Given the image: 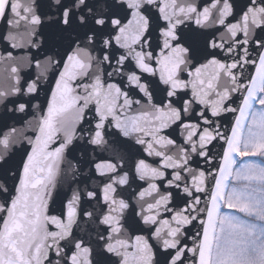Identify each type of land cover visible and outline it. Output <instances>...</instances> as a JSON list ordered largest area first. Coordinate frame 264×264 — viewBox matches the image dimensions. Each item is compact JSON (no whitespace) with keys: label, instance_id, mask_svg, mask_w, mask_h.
Masks as SVG:
<instances>
[{"label":"snow or ice","instance_id":"obj_1","mask_svg":"<svg viewBox=\"0 0 264 264\" xmlns=\"http://www.w3.org/2000/svg\"><path fill=\"white\" fill-rule=\"evenodd\" d=\"M178 4L177 0H148L145 3H141L140 0H110V2L105 0L100 5L93 3L92 0H28L27 3H21V0H0V21H4L7 25L5 40L9 42V47L16 48L17 45L11 43L15 41L16 36L8 29L13 28L14 22L15 27L18 28L23 21L32 28L28 33L31 37L29 46L38 53L42 52L48 64L55 66L52 74L53 86L49 89L48 101L40 109V126L33 137H25L27 147L24 148L19 163L14 168L0 172V225L5 223L9 209L13 207L17 198L24 196L30 174L36 175L43 171L40 167L38 142L41 132L44 131L45 118L50 113H54L57 105L65 100V97L58 92L62 78L67 76L69 92L80 96L81 89L91 90L88 76L94 66L93 62L98 60L104 75L101 83L105 87L116 84L124 94L109 115L100 114L98 105L104 101L97 99L91 105L85 106L84 98L81 97L76 100L74 107L80 108L84 114L80 116L68 109V114L57 121L59 127L56 136L61 135L62 130L72 129L75 124V130L87 137L83 143L93 150L92 157L100 149H104L103 152L111 151L110 159L93 160L91 165L92 171L98 177L111 178L107 181L101 179L99 188H88L84 195L74 191L70 197H66L61 202L60 210L57 212L53 205L58 195L57 176L60 164L72 144L78 141L74 139L65 147L59 139H51L47 148L57 153L54 158L55 166L50 164L48 176L44 180H38V183H44L45 187L51 185L54 196L49 199L47 214L56 216L61 221L65 226L66 234L58 240L56 248L50 251L45 264H186L190 259L192 264H196L195 256L190 257L191 245L188 242L193 235L191 226L197 222L196 219L191 221V225H185L181 229L184 238L178 243L170 245L167 239L158 240V237L167 231L166 228L163 231L161 229L163 222L170 221L174 224V217L178 212L185 215L188 213L191 207V193L184 191L183 182L173 181L176 174L172 168L165 169L163 174L154 180L155 190L149 191L150 182L140 175L136 164L154 161L151 154L145 150L148 137L143 140L133 139V135L141 129L137 127L136 120L139 114H133L132 110L141 102L148 103L151 100L156 103L155 92L151 87L154 79L162 86L165 94V99L159 102L157 107L163 108L166 104L177 102L181 105L185 102L195 103L191 116L181 117L173 125L161 130L173 141V145L177 143L178 130L183 123L196 122L207 125L212 122L213 116H217L219 120V115L210 111L211 99L207 101L209 107H205L195 99L202 91L206 78L211 75L208 68L214 62L225 69L230 79L238 86L225 101V114L237 113L238 110L232 103L237 98L242 111L253 87L256 89L253 99L264 105V0H245L240 5L234 3V0H211L202 10L196 3L192 6V11L187 14L189 18L173 23L164 13H180L187 6L177 7ZM217 4H226L230 12L223 21H218L215 27L226 31L235 27L236 31L229 32L230 39L227 41L217 40L214 35L208 36L203 42V48L198 51L193 43L185 39L181 27L195 25L193 31L205 29L206 23L213 19L212 13L209 11L207 19L197 18V14L210 10ZM250 13H254V17H250ZM139 17H142L143 21ZM229 17L232 18V22H229ZM46 26L54 29L51 35H45ZM173 53L180 57V66L191 61L186 71L177 73L183 84L178 89L164 84L160 78V57H168ZM5 55L11 58L12 52H7ZM145 56L148 59H144ZM184 57H187V60ZM138 59L149 71H144L139 66ZM33 64L35 67L41 66L39 60H34ZM126 69L130 74L137 76V83H128L127 76L112 78L114 71L124 73ZM245 69L249 70L247 76L244 75ZM12 71L15 73L17 69L13 68ZM15 79L17 87L14 88L13 95L19 99L9 100L7 93L0 92V104L7 107L10 103L13 105V111L20 113L40 107L30 102L39 94L38 79L25 81L24 84H20L19 76ZM125 101H127L126 105ZM254 118L264 119V112L254 113ZM214 127L216 132L212 143L201 155L190 161L197 168L200 167V161L203 159L212 162L211 148H214L216 143H220L222 148L227 147L228 136L221 131V125L216 123ZM10 131L14 133L15 129ZM173 131L177 132V137L171 135ZM96 137L100 139L97 140ZM180 141L183 142L182 137ZM9 143L8 136L0 140V145H3L4 149L9 147ZM123 144L135 147L139 155H131L122 147ZM61 148L64 149L63 152L60 151ZM236 151L238 155L246 157L256 155L259 149L256 152H241L239 149ZM10 158L7 152L0 155V169L8 164ZM126 159L133 163L131 173L124 170ZM162 159V156H157L155 164L160 165ZM117 160L119 167L115 168V171L125 178L119 181L118 186L115 175L96 170L103 163H110L115 167ZM243 167L249 170L256 166L249 164ZM106 187H111V195L105 193ZM236 194L238 197L252 198L250 192ZM154 196L156 199L146 205L141 206L138 203ZM164 197H167L166 203H161ZM85 201H95L100 206V214L94 216L92 211L83 208ZM81 217L89 221L95 220L99 225H103L102 231L97 232L95 240L91 236L85 238L77 235L75 228ZM198 222L203 227L204 218L201 217ZM126 226L129 229L137 228L138 232L130 233L129 239L115 238ZM50 230L59 229L56 225H52ZM199 235V232L196 233V236ZM257 243L243 232L238 236L229 233L223 239L217 238L218 250L232 255L235 264H250L248 253L250 249H256ZM260 247L264 248V241L260 242Z\"/></svg>","mask_w":264,"mask_h":264},{"label":"water","instance_id":"obj_2","mask_svg":"<svg viewBox=\"0 0 264 264\" xmlns=\"http://www.w3.org/2000/svg\"><path fill=\"white\" fill-rule=\"evenodd\" d=\"M28 0H21V3H27ZM93 3L100 5L105 0H92ZM110 2V0H109ZM141 3L148 2V0H140ZM180 5H187L182 9L180 13L165 12L166 18L172 20L175 23L177 20H184L188 17V13L192 11V6L198 3L199 7L210 4L211 0H177ZM245 0H234L237 5L243 4ZM47 11V8H45ZM209 11L213 15V19L209 20L205 29H199L193 31L195 25L191 27H181V32L185 39L189 43H193L194 47L198 49L203 48V42L208 36L214 35L217 40H229V32L236 31V28H229L226 31L223 28H217L215 25L218 21H223L229 14L230 9L226 4H217L210 10H206L203 13H198L197 18L207 19ZM254 13H250V17H254ZM143 21L142 17H139ZM229 22H232V18L229 17ZM7 25L4 21H0V92L8 94L9 100H16L19 97L13 95V90L17 87L16 77L19 76L20 84H24L25 81L32 79H38L40 84V91L35 100H31L32 104H38L40 107L29 109L25 113L13 111V105L8 103L7 107L4 104H0V140L4 136L10 138L9 147L4 149L3 145H0V155L7 152L11 158L8 164L3 165L0 169L2 172L7 168H14L20 161L24 148L27 147L25 143V137H33L37 128L40 126V109L43 108L49 97V89L53 86L52 74L54 73V65L48 64L43 53H38L35 49L29 46L31 37L29 32L32 30L31 26L21 21L18 28L15 27L8 29L15 36L16 48L9 47V42L5 40ZM170 30V29H169ZM45 35H51L54 31L51 27H45ZM155 35V33H154ZM167 35V33H165ZM12 52L11 58L5 53ZM144 59H148L147 56ZM187 60V57H184ZM34 60H39L41 66L35 67ZM180 57L175 53L168 57L161 56V69L160 78L164 84L171 85L173 89H178L183 86L182 81L179 79L177 73H183L187 70L189 63L187 61L182 66L179 64ZM138 64L144 71H149L147 66L138 59ZM91 72L88 79L91 82L90 89H81L80 96H76L74 93L69 92L68 77L65 76L61 80V84L58 88V92L65 97L62 104L57 105L55 112L50 113L44 121V131L41 132L38 147L40 149L39 159L41 161L40 167L43 171L36 175L29 176L28 184L25 188V194L23 197H18L14 202L12 208L9 209V215L5 218V223L0 225V264H11L12 262L20 261L21 264H45L46 257L56 248L57 242L66 233L64 231V225L56 216H49L48 205L49 199L54 196L51 191V185L45 187L44 183H38V180H44L49 174V165H54V158L56 152L47 148V145L51 143L52 138L59 139L65 147H67L74 139L78 142L72 144L70 151L60 164L59 175L57 176V192L58 195L55 198V204L53 208L59 212L61 202L70 197L74 191L79 192L81 195L86 193V189H97L100 186L101 179L104 181L109 180L110 176L98 177L94 171H92L91 165L93 160H105L112 157L111 151L103 152L104 149L96 151L94 157L91 156L92 149L89 145L83 143L86 136L81 135L75 130L74 124L72 129L62 130L61 135L56 136V131L59 127L57 121H59L64 115L68 114V109L72 112L78 113L82 116L84 113L80 108L74 107L76 100L81 97L84 98V105L88 106L94 100L104 101L98 105L101 116L110 114L111 109L117 107V101L123 97V92L117 87L116 84H109L105 87L101 81L104 79L103 72L101 71L100 61H94ZM16 68L17 72L13 73L12 69ZM211 73L206 78L205 83L202 85V91L195 97L205 107H209L207 104L208 99L212 100L210 111L219 115L212 117V122L207 125H201L199 123H183L179 131V137L177 132H171L173 137H177V143L173 145V141L164 134L161 130L173 125L181 117H189L195 109L194 102H185L180 104H166L163 108L157 107L159 102L165 99V94L161 85L153 79L151 87L155 92L154 100L156 103L141 102L138 106H134L133 114L138 113L136 120L138 121L137 127L141 131L133 135V139L143 140L147 136V142L145 144V150L153 157V163L138 162L136 169L142 177H145L150 182L149 191L155 190L154 180L163 174V171L167 168H172L174 173L173 181L179 180L184 184V191L191 193L190 204L191 207L188 213L185 215L182 212H178L174 217L175 223L165 221L161 224L162 231L166 228L167 231L163 232V235L158 237V240L167 239L168 243L176 244L184 238V233L181 229L185 225H191V221L196 219L197 222L194 226H191L192 237L189 238L190 257L192 255L196 258V264H204L205 256V243L208 225L212 209L214 207V201L216 192L226 167V162L229 157L230 149L236 132L242 121L244 112L246 110L249 96L253 88L249 92L248 100L245 103L243 110H240L239 99L233 100L232 103L237 108V113L233 114L227 112L225 114V101L232 93L235 87L233 80L230 79L225 69H222L218 63H213L208 68ZM247 69L244 71V75L248 74ZM122 76L128 77V83H137L138 78L135 74H130L126 69L124 73L114 71L112 78L117 79ZM150 79V78H149ZM142 87V86H141ZM136 95L135 93L133 94ZM107 97V99H105ZM127 101H125V105ZM183 109V110H181ZM35 113V115H33ZM250 114V111H249ZM248 114V116H249ZM248 119V117H247ZM247 122V120H246ZM78 124L79 121L77 120ZM219 123L221 125V131L228 136L227 147L222 148L220 143H216L214 148H211L212 162L209 163L207 159L200 161V167L197 168L191 164L190 161L196 156L201 155L207 146L212 143L213 135L216 130L214 125ZM246 125V123H245ZM244 125V127H245ZM15 129V132H11L10 129ZM87 129V126H85ZM90 130V129H87ZM244 130V128H243ZM243 133V132H242ZM150 134V135H149ZM180 137L183 138V142L180 141ZM97 140L100 137H96ZM131 155H139L137 149L130 144H123ZM55 148V145H53ZM63 148L60 149L63 152ZM162 156V162L160 165L155 164V158ZM7 158V157H6ZM151 159V158H150ZM237 154L235 155V161ZM119 167V160L116 161L115 167L110 163H103L96 169L100 172L111 173L117 177V186L119 181L125 179L119 173L115 171V168ZM133 163L131 160H125V171L132 172ZM170 171V170H169ZM33 185H37L33 187ZM163 190V189H162ZM105 193L111 195V187L105 188ZM156 197L146 198L145 200L138 201L143 206L147 203L154 201ZM167 197H164L161 203H166ZM119 202H117L118 204ZM179 203V201H177ZM83 208L92 211L94 216L100 214V206L95 202H83ZM204 218V225L198 222L199 219ZM52 225H56L58 231H51ZM103 225H99L95 220L89 221L87 218L81 217L79 224L76 226L75 231L77 235H82L85 238L91 236L93 240L96 239L98 231H102ZM138 232L137 228L129 229L127 226L122 230L118 237L119 239H129L130 233L135 234ZM200 233L196 236V233ZM24 240V241H23ZM155 244V241H153ZM17 244L19 248L15 245ZM132 251V249H130ZM182 254V253H181ZM210 259V257H209ZM186 264H192L191 259Z\"/></svg>","mask_w":264,"mask_h":264},{"label":"rangeland","instance_id":"obj_3","mask_svg":"<svg viewBox=\"0 0 264 264\" xmlns=\"http://www.w3.org/2000/svg\"><path fill=\"white\" fill-rule=\"evenodd\" d=\"M260 112H264V105L255 100L242 133L239 151H259L256 155L242 156L241 161L234 165L222 200L224 206L222 210L220 208L209 264H235L232 255L218 250L217 238L223 239L229 233L238 236L241 232L258 242L255 250H249L250 264H264V248L260 247V242L264 241V119L254 118V113ZM249 164L256 167L245 170L243 166ZM237 192H250L252 198L238 197Z\"/></svg>","mask_w":264,"mask_h":264},{"label":"bare ground","instance_id":"obj_4","mask_svg":"<svg viewBox=\"0 0 264 264\" xmlns=\"http://www.w3.org/2000/svg\"><path fill=\"white\" fill-rule=\"evenodd\" d=\"M255 93H256V89L253 88V90L249 96L248 104H247L246 110L244 112L242 121L240 123V126H239L237 132H236V136L234 137V140L232 142L229 157H228V160L226 162V167L224 169L223 175L221 177V180H220L217 192H216L214 207L212 209V213H211L210 221H209V225H208V230H207V235H206V243H205V250H204V256H205V259H204L205 263L204 264H209V257H210V251H211L215 227H216V221H217L219 213H220V204L224 198V193L226 191V188H227V185L229 182V178L231 176L232 169H233L234 164H235V155L237 154L236 149H239L240 140H241L244 125L246 123L249 111L251 110V108L253 107L254 102H255V99H253V96L255 95ZM15 245L19 248V246L17 244H15ZM11 264H21V262L16 261V262H12Z\"/></svg>","mask_w":264,"mask_h":264},{"label":"trees","instance_id":"obj_5","mask_svg":"<svg viewBox=\"0 0 264 264\" xmlns=\"http://www.w3.org/2000/svg\"><path fill=\"white\" fill-rule=\"evenodd\" d=\"M241 157H242V156L239 157V159H238V161H237L238 163L241 161ZM238 163H237V164H238ZM237 164H236V165H237Z\"/></svg>","mask_w":264,"mask_h":264}]
</instances>
